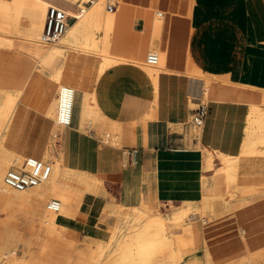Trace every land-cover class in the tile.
I'll return each instance as SVG.
<instances>
[{
    "label": "crops",
    "instance_id": "crops-1",
    "mask_svg": "<svg viewBox=\"0 0 264 264\" xmlns=\"http://www.w3.org/2000/svg\"><path fill=\"white\" fill-rule=\"evenodd\" d=\"M156 9L166 13L161 42L166 71L158 75L131 62L115 63L113 56L69 49L62 83L75 89L70 125L54 135L56 122L47 111L38 115L21 108L15 114V106L5 144L25 158L44 160L56 139L54 155L61 153L63 166L99 173L102 190L125 207H160L174 215L191 205L211 213L213 207L202 204L204 182H214V175H203V150L240 159L234 163L243 171L249 107L264 99V0L118 1L109 9L118 21L114 54L139 56L147 48L146 27ZM22 57L0 51V91L18 88L22 68L29 81L34 63ZM200 103L208 112L197 129L190 115ZM214 165L221 166L217 157ZM252 173L249 177L258 179ZM100 195H87L80 214L68 223L67 234L91 249L105 245L115 225V217L101 211L112 199ZM94 228L98 236V231L89 233ZM234 228L228 226L225 233L236 235ZM213 238L208 237L210 244ZM234 238L219 249L239 250ZM229 251L220 258L231 256Z\"/></svg>",
    "mask_w": 264,
    "mask_h": 264
},
{
    "label": "bare ground",
    "instance_id": "bare-ground-1",
    "mask_svg": "<svg viewBox=\"0 0 264 264\" xmlns=\"http://www.w3.org/2000/svg\"><path fill=\"white\" fill-rule=\"evenodd\" d=\"M89 1L92 3L87 6L85 3ZM106 1L0 0V47H15L35 57L41 62L43 68L51 70L54 82L60 85L58 96L61 88L67 86L62 84V65L69 49L113 56L115 63L131 62L139 69H153L158 75L166 71V49L161 45L162 33L166 26V13L160 9L154 11L155 16L151 21V26L146 27L148 29L147 50L144 49L145 51L143 50L139 56L123 55L118 52L114 54L113 42L118 21L116 12L106 7ZM49 6L58 7L76 19L51 46L42 41ZM149 16L145 14L144 18L148 20ZM13 34L23 37L14 38ZM149 50L156 51L159 56L156 65L146 62L145 57ZM206 83L208 86L209 79H206ZM18 99L19 93L0 92V264H88V260L90 264H181L184 258H188L185 264H204L206 259L214 260L211 249L203 247L199 224L197 222L181 224L183 216L190 210L188 207L167 218L173 221L175 228L182 227L181 232L169 234L170 229L166 218L158 214L149 216L153 210L144 205L134 206V208L141 210L137 219L142 220L148 217L147 220L143 221L142 226L138 228L128 226L127 217L120 214L121 208L125 206L118 203L115 198H112V205L116 207L113 211H107L109 205L106 203L101 208V211L108 212L115 217V225L106 240L107 243L100 245L97 249H91L88 246L79 248V242L75 237L67 234L70 229L67 224L80 214V206L82 207L81 204L87 201V195L99 197L100 194L106 193L101 188L102 181L99 173L92 174L71 169L63 166L61 161L53 160L56 139H52L43 157V161L49 162L52 167L49 179L22 191L8 187L5 183L7 170L15 160L25 159L6 147L4 136ZM58 106L59 97L53 98L46 110L49 116L55 117L54 135L58 127H64L58 123ZM255 134L257 137H254ZM257 145L264 146V99L261 103L251 104L249 107L241 148V156L246 158V163L242 167L243 176L239 166L234 163L237 158L229 157L220 153L219 150L206 149L205 171L214 175V182L208 188L209 191L203 199V204L208 203L207 198L210 194H213L212 198L228 200L236 191H239L237 194L241 197V200L234 204L236 209L244 208L252 199L257 198L260 187H238L243 183L241 181L250 178L252 171L251 175L254 177L264 178V151L257 149ZM221 155L223 164L215 170L214 159L215 157L219 159ZM232 164L233 167H231ZM221 175L225 178L224 186L216 179ZM204 177L207 176L204 175ZM221 208L222 204L214 203L212 215L222 214ZM5 209L10 211L9 217L3 216L2 211ZM243 212L246 213L247 210ZM242 220L245 218L243 217ZM20 223L24 224L22 229L19 227ZM249 227L248 230L242 227L240 234L236 233L233 236L235 237L234 242L240 247L239 250L247 247L245 235H254L260 231L254 222H249ZM5 230L9 231L7 236ZM95 231L99 230L94 228L93 232ZM259 238L260 235L254 237L253 244H256L255 241ZM112 245L117 247L118 252L105 259L106 251ZM19 248L23 250L22 255L18 254ZM251 252L250 257L259 256V253ZM228 257L231 256L228 254Z\"/></svg>",
    "mask_w": 264,
    "mask_h": 264
},
{
    "label": "rangeland",
    "instance_id": "rangeland-1",
    "mask_svg": "<svg viewBox=\"0 0 264 264\" xmlns=\"http://www.w3.org/2000/svg\"><path fill=\"white\" fill-rule=\"evenodd\" d=\"M116 3L117 2H114L113 0H107L106 1V7H108L109 5L115 6ZM85 4L87 6H89L91 4V2L89 1V2H86ZM83 14H85V13H83ZM13 37L14 38H20L23 36L13 34ZM45 44H48V43H45ZM54 44L55 43L48 44V45L51 46ZM0 51L18 52L19 55H24V57L20 58V60H22V61L23 60L24 61L31 60L34 63V71H33L34 73L32 71H31L32 73L30 72V75H29L30 78H29L28 82H27V76L28 75L26 74V69L24 70V68H22L23 70L21 69L19 72L20 82L18 83V88H16V89L15 88L14 89L8 88L6 90L4 89V90L0 91V92L12 93V94L19 93V99L17 101L15 114L21 108H25V109L31 111V113L38 114V115H40V114L45 115V112L48 109L49 105L51 104L53 98L57 99L58 89L60 86L59 84L54 82V79L52 78V75H51V74H53L52 71L47 70L46 68H43L41 65V62L38 61L32 55H30L26 52L20 51V50L16 49L15 47H11V48L10 47L9 48L8 47L7 48L6 47L5 48L0 47ZM74 52H75V54L78 53L77 51H74ZM149 52H156V51L149 50L147 52V54ZM69 53H70V51H67L65 54V57ZM95 53H97V52H95ZM39 64L41 65L42 68L40 67ZM65 83H67V82H65ZM24 99H25V102L23 101ZM204 103H206V102H204ZM21 104H24L25 107H19L18 108V106H20ZM195 107H197V105ZM191 116H192V114L190 115V119H191ZM11 118L12 117H10V120L8 122V124H9L8 129L6 131H4L5 138H6L8 131H9V127L11 125ZM54 120H55V117H54ZM62 128L58 127L56 134L58 131H62ZM254 137H257V135L255 134ZM55 142H56V140H55ZM60 145H61V137L59 135V137L57 138L58 149L61 148ZM6 147H7V145H6ZM256 148L259 149L261 152L264 151L263 145H257ZM54 150H55V148H54ZM203 151H205L206 152L205 154H207L206 148ZM205 154H204V158L206 159L207 155H205ZM222 155L219 157V161L221 164H223V162H222L223 156ZM52 158H53V160L56 159V160L61 161V163H62L61 153H60V155L58 154V156H56V155H54V151H53V157ZM239 160L240 159H237V161H239ZM204 162H205V160H204ZM214 166L217 169L220 168L219 167L220 165H214ZM231 167H233V164L231 165ZM240 173L243 176L244 172L241 171ZM209 174H211V173L208 171H205L203 175L208 176ZM215 174H217V172ZM216 179H217V181H221L222 186H224V181H225L224 176H222V175L217 176ZM241 182H243V183L242 184L239 183L240 184L238 186L239 188H242V187L245 188V187H249V186L260 187L257 198L252 199L250 201L251 203L249 202L248 204H246L247 206L245 205L244 208H241V209L239 207L237 209L234 208V204L241 200V197L238 195L239 191H236L234 193V195H232L228 200H224L223 198H222L223 200L221 198L220 199L212 198L213 194H210L209 197L207 198L208 206L213 207L214 203L222 204V208H221L222 214H220L219 216H213L212 213H209L206 211L204 206L193 208L191 205H188V208L190 210L187 211V213L183 216V218L181 220V224H183V225L188 224V223H192V222H197L199 224V228H200L201 232L206 230L205 236L207 239L205 238V240H203V247L204 248L206 247L209 250L211 249L214 260L209 261L206 259V260H204V264H264V241H261V240H264V191H263V189H264V178L263 179L262 178L261 179L260 178L259 179H257V178L251 179L250 178L246 181H241ZM204 184H203V193L204 194L202 197V204H203V201H204L203 199H204L205 195L208 194V191H209L208 188L212 185V184L209 185L206 182H204ZM102 196L103 197L109 196V198H111V199L113 198V197H111L110 194H106V193H103ZM210 202H212V203H210ZM106 204L109 205V208L107 209V211H113V209L116 208V207H113L112 200L109 202H106ZM183 209L184 208H181L179 212H181ZM151 210H153V213H151L149 216H151L153 214H158V215H161V216L166 218L167 226L170 229L169 234L181 232L182 227L181 228H175L173 221L170 219H167V218H170V216H172V215H170L165 209H161L160 207H155V209H151ZM243 210H247V212L245 213V212H243ZM140 211H141L140 209H137L134 207H125V208H121L120 214L127 217L126 223L128 224V226L138 228V227H141L143 224V221H146L148 218V217H144V218H142V220L137 219V215H139L138 213ZM2 212H3V216L5 215L6 217H9L11 215V213L8 209L3 210ZM243 217L245 218V220H242ZM138 218H140V217H138ZM249 222H254L258 226L260 231L258 233H255L254 235H248V234L245 235L246 236L245 238L247 241V243H246L247 247H245V249L236 250L235 252H234V250H231V251H229L230 253H233L231 255V257L220 258V257H222L223 252L226 253V252H228V250L219 249V247L222 246V244H224V242L227 243L228 241H231L232 240L231 238L234 236V234L231 235V234L225 233L226 228L228 226H233V227H235L237 234L238 233L240 234V232H241L240 229L242 227L247 229V230L250 228ZM19 227L22 229L24 227V224L20 223ZM67 227H69L68 224H67ZM92 232H93V229L89 231L90 234H92ZM218 232H219V234H218ZM8 233H9V231L5 230L6 236L8 235ZM98 234H100L99 231L96 232V236H98ZM109 235H110V233L108 235H106V237L104 239L107 240L109 238ZM210 235L211 236L216 235V238L214 239L216 242L213 241L214 242L213 244L209 243L208 237H210ZM259 235H260V238L257 239V241H255L256 244H253L254 243V237H257ZM261 235H263V237H261ZM217 239H220V240L217 241ZM252 244H253V249H252ZM78 246H79V248L85 247V246H82L80 243H78ZM252 250L255 253H259V256L257 258L255 257V261H252L251 257H250ZM18 251H19L18 254L22 255L23 250L21 248H19ZM117 252H118L117 247L115 245H112L111 247H109L107 249L104 258L108 259V257L113 256L114 254H117ZM187 261H188V258H184L181 261V264H185ZM88 264H90L89 260H88Z\"/></svg>",
    "mask_w": 264,
    "mask_h": 264
},
{
    "label": "built area",
    "instance_id": "built-area-1",
    "mask_svg": "<svg viewBox=\"0 0 264 264\" xmlns=\"http://www.w3.org/2000/svg\"><path fill=\"white\" fill-rule=\"evenodd\" d=\"M90 2L92 3V1ZM108 8L113 10L114 6L109 5ZM70 19H74V17L64 10L49 6L42 32V41L48 44L55 43L66 32ZM145 59L150 65H156L159 56L155 52H149ZM74 96L75 92L72 87L63 86L61 88L58 96V123L60 125L68 126L71 123ZM207 108L206 104L200 103L193 110L191 122L197 129L202 128L204 125L208 112ZM51 172L52 167L49 162L27 157L22 161L15 160L13 162L6 172L5 183L11 189L22 191L47 181Z\"/></svg>",
    "mask_w": 264,
    "mask_h": 264
}]
</instances>
